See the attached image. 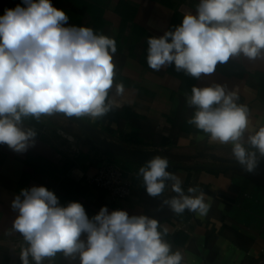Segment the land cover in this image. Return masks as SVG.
I'll return each mask as SVG.
<instances>
[{"label": "clouds", "instance_id": "9594fccd", "mask_svg": "<svg viewBox=\"0 0 264 264\" xmlns=\"http://www.w3.org/2000/svg\"><path fill=\"white\" fill-rule=\"evenodd\" d=\"M0 16V145L24 153L35 144L31 118L101 119L121 106L123 83H116L117 41L86 26H66L69 17L51 0H22ZM147 64L154 71L175 66L196 79L209 77L231 57L264 62V0H199L194 14L163 35L147 38ZM114 88V92H113ZM237 91L211 83L191 88L187 120L210 143L231 146L232 159L253 171L264 157V124L249 130L250 110ZM198 140L204 136L198 135ZM169 159L155 155L138 170L150 197L165 198L177 216L185 211L205 217L211 200L199 186L185 192L168 171ZM17 216L22 264H44L63 253L79 264H184V255L166 237L170 228L147 215L109 212L101 207L89 218L79 202L62 206L44 186L22 189L12 203ZM31 258V262H30Z\"/></svg>", "mask_w": 264, "mask_h": 264}, {"label": "crops", "instance_id": "0c3cea01", "mask_svg": "<svg viewBox=\"0 0 264 264\" xmlns=\"http://www.w3.org/2000/svg\"><path fill=\"white\" fill-rule=\"evenodd\" d=\"M51 3L68 15L66 26L91 27L117 41L115 82L124 85L123 96L117 98L121 106L95 121L88 117L78 120L125 147L159 150L169 159L185 192L190 186H199L211 200V208L203 218L188 211L177 216L162 204L163 199L175 195L170 187L162 196L150 197L137 176L144 164L124 158L118 159L132 183V195L113 201L106 192L86 185V179L111 160L108 152L97 147L72 118L64 119L62 114L42 117L39 122L29 118L27 126L37 133L34 146L16 153L0 145V264H22L20 250L26 244L19 233L11 231L17 216L11 203L22 189L33 186L53 191L62 206L81 203L89 218L106 206L109 212L119 209L130 216L143 214L159 220L170 228L166 239L183 253L184 264H264V173L190 168L215 165L206 163L207 158H191L200 152L228 159L232 155L230 145L210 143L205 134L187 123L194 109L186 104V94H191L193 86L227 85L250 110L249 130L258 128L264 124V62L231 57L218 64L211 76L201 79L177 72L174 64L152 70L146 60L147 38L174 29L185 14H194L199 0ZM17 4L23 6L22 0H0V16ZM198 135L204 139H196ZM200 160L204 163L187 162ZM44 264H79V259L57 253Z\"/></svg>", "mask_w": 264, "mask_h": 264}, {"label": "water", "instance_id": "95a60500", "mask_svg": "<svg viewBox=\"0 0 264 264\" xmlns=\"http://www.w3.org/2000/svg\"><path fill=\"white\" fill-rule=\"evenodd\" d=\"M79 126H81L85 132L91 137L94 144L100 147L104 151L108 152L113 158H124L139 164H145L149 159L155 155H161L160 151L144 150L125 147L107 137L103 132L98 131L93 126H90L76 118H72ZM192 159L207 158L210 159L215 165H193L192 169H203V170H234V171H246L234 159H228L218 156L214 153H198L191 157ZM253 171L264 173V157L260 158L256 168Z\"/></svg>", "mask_w": 264, "mask_h": 264}, {"label": "built area", "instance_id": "2783aa9c", "mask_svg": "<svg viewBox=\"0 0 264 264\" xmlns=\"http://www.w3.org/2000/svg\"><path fill=\"white\" fill-rule=\"evenodd\" d=\"M86 185L106 192L113 201L126 200L132 195V183L123 167L113 160L103 163L94 175L86 179Z\"/></svg>", "mask_w": 264, "mask_h": 264}, {"label": "trees", "instance_id": "16d2710c", "mask_svg": "<svg viewBox=\"0 0 264 264\" xmlns=\"http://www.w3.org/2000/svg\"><path fill=\"white\" fill-rule=\"evenodd\" d=\"M110 157H111V155H110ZM111 160H113L114 162H116L118 165L123 166L122 165L123 162L120 161L118 158L111 157ZM167 170L170 171V172H174L175 171V169L172 166H169V168Z\"/></svg>", "mask_w": 264, "mask_h": 264}, {"label": "rangeland", "instance_id": "374dc122", "mask_svg": "<svg viewBox=\"0 0 264 264\" xmlns=\"http://www.w3.org/2000/svg\"><path fill=\"white\" fill-rule=\"evenodd\" d=\"M66 123H68V122H66ZM65 123V125H67ZM188 162V164H194V163H197V164H200V163H204V161H197V162H195V161H187ZM206 163H209V164H212L213 162L210 160V159H207V162Z\"/></svg>", "mask_w": 264, "mask_h": 264}]
</instances>
